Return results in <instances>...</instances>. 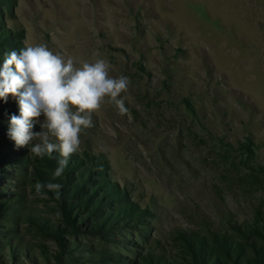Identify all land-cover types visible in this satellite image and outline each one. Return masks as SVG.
I'll list each match as a JSON object with an SVG mask.
<instances>
[{"label": "rangeland", "instance_id": "1", "mask_svg": "<svg viewBox=\"0 0 264 264\" xmlns=\"http://www.w3.org/2000/svg\"><path fill=\"white\" fill-rule=\"evenodd\" d=\"M0 29L11 31L0 54L45 44L77 64L106 59L112 76L130 79L128 112L105 102L68 164L77 173V157L94 171L86 157L98 160L92 178L125 195L103 211L132 204L145 220L63 231L60 248L57 194L35 191L59 153L35 156L37 140L15 146L9 95L0 98V264H142L149 252L192 264L190 238L254 242L244 230L264 226V0H0Z\"/></svg>", "mask_w": 264, "mask_h": 264}, {"label": "clouds", "instance_id": "2", "mask_svg": "<svg viewBox=\"0 0 264 264\" xmlns=\"http://www.w3.org/2000/svg\"><path fill=\"white\" fill-rule=\"evenodd\" d=\"M111 64L103 58L77 64L73 58L53 53L45 44L26 46L4 54L0 66V98H16L19 115H11L8 135L17 148L29 146L37 157L59 153L53 179L59 178L78 152L81 134L93 127L92 114L111 103L119 115L128 112L125 98L130 79L112 76ZM44 119L41 122L40 117ZM39 124L41 131H33ZM57 193L60 184L37 182L35 191Z\"/></svg>", "mask_w": 264, "mask_h": 264}, {"label": "trees", "instance_id": "3", "mask_svg": "<svg viewBox=\"0 0 264 264\" xmlns=\"http://www.w3.org/2000/svg\"><path fill=\"white\" fill-rule=\"evenodd\" d=\"M9 32L11 31L0 29V46L4 43H8L6 39ZM5 53H7L5 50L1 52V59H4ZM54 159H57V161L54 162L53 168L47 166L51 170V175L46 172H42L43 174H37L41 183L45 185L49 182L61 185L58 192V198L55 197V194H57L56 192L50 191L46 187L43 189L55 197L60 206V210L63 213L62 215L64 217L63 221L65 225L57 226L52 232V235L54 239H56L60 248H63L66 243L62 235L63 231L76 233L77 231H83L82 228H86L85 230L106 233L109 230H113L118 222L126 226L129 224H135L132 218L142 222L145 221L143 218L139 219V217H137L142 211L139 209H133L134 207L132 204L115 206V209H111L109 212L103 211L102 208L105 206L109 207L112 202L116 203V201L125 200V195L116 193L112 197L109 195L110 192L106 194V188L109 184L107 179L92 178L90 175L91 173H102L98 170L101 167L98 160L86 157L87 164L92 165L95 168L94 171H92L85 165L81 164L80 160L75 157V160H77L78 163L74 164V166L81 165V168L77 170V173L73 172V165L68 164L63 173L64 177L62 176L63 178L59 177L53 179V173L55 171L53 169L58 166L57 162L60 159V156L58 157L55 155ZM256 167V173L264 177V164H258ZM89 182H92L94 185L93 188L87 187ZM68 198L76 199V201L66 200ZM85 215L98 216L99 219L94 220L93 224H82V219ZM244 231L245 238H251L254 240V242L250 243L248 246L247 244L249 242H237L234 240L236 237L227 234L216 236L221 237L220 243H218L213 237L207 238V241L203 238H190L189 246L192 249L195 260V263L192 264H230V262H232V264H264V226L257 225L253 229L246 228ZM186 241L188 240L186 239ZM193 246L195 247L194 249ZM244 250H246V252ZM137 257H140V259L145 261V263L142 264H167L161 256L155 254L151 255V252L146 254V259H144L143 256ZM126 262L127 264H135V261L133 260H126Z\"/></svg>", "mask_w": 264, "mask_h": 264}]
</instances>
